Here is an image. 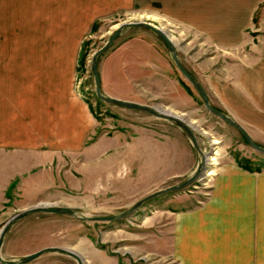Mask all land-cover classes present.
Listing matches in <instances>:
<instances>
[{"label":"crops","instance_id":"0c3cea01","mask_svg":"<svg viewBox=\"0 0 264 264\" xmlns=\"http://www.w3.org/2000/svg\"><path fill=\"white\" fill-rule=\"evenodd\" d=\"M136 3L186 32L184 68L212 105L264 144V14L256 16L264 0H0V213L17 199L27 205L64 197L67 180L82 188L97 180L91 168L109 161L105 179H118L123 169L131 182L142 158L135 145H163L148 132L152 120L132 112L141 110L118 107L127 110L112 112L110 126L100 123L74 87L81 45L96 19ZM18 32L29 45L3 46ZM129 48H139L141 68L154 73L147 82L156 81L163 57L152 60L156 47L132 36L98 56L100 89L140 102L125 82V65L134 64ZM174 219L170 237L182 264H264V168L226 159L208 198Z\"/></svg>","mask_w":264,"mask_h":264},{"label":"rangeland","instance_id":"374dc122","mask_svg":"<svg viewBox=\"0 0 264 264\" xmlns=\"http://www.w3.org/2000/svg\"><path fill=\"white\" fill-rule=\"evenodd\" d=\"M260 7L256 16L264 14V3ZM144 20L162 28L168 34L174 42L179 60L186 63V32L169 18L161 15L154 17L153 12L140 11L138 3L130 9L98 17L90 32L84 36L74 87L90 103L102 121L100 123L110 126L112 112L127 109H119L98 100L90 72L91 55L120 24ZM23 34L25 33L18 32L17 36L14 35V40L4 38L3 46L29 45L25 37H21ZM140 35L156 47L151 52L152 60L159 58L160 54L163 57L159 61L162 62V70L155 75L156 81L153 78L154 81L147 82L154 73L141 68L139 48L134 49L135 53L133 49L126 50V54H132L131 60L134 63L130 68L127 65L124 68L125 74L130 70L128 74L131 75L130 81L125 76V82L132 84L129 95L131 99L140 101L139 103L182 116L192 126L205 157L201 175L185 188L161 194L115 221H86L71 215L44 212L29 214L15 222L6 233L1 246L4 259H17L44 246H60L74 250L82 258L83 264H182L175 255V246L170 237L172 226L176 222V213L200 205L208 198L213 177L226 159H234L238 165L239 160L242 163L244 160H252L250 166L264 160L263 154L245 143L239 131L204 108L197 91L180 74L166 45L153 31L125 27L114 42ZM84 53L86 56L82 62L81 54ZM132 112L137 114L136 118H140L139 115L150 118V129L153 130H149V134L164 143L154 146L149 142L151 140H147L135 145V151L140 150L142 158L141 164L132 168L131 182L124 179L123 169L119 173L121 178L117 175L118 179H105L108 176L107 171L110 174L112 171L109 161L103 166L91 168L97 170V174H93L97 180L85 182L82 188L76 182L67 180L64 197L40 198L27 205L21 199L10 202L0 213V229L14 213L35 205L76 207L79 214L86 216L118 214L140 198L190 176L200 161L201 154L194 149L184 131L170 120L151 116L143 111ZM259 145L264 147V144ZM111 157L112 155L109 159ZM25 264H77V261L65 254L47 252Z\"/></svg>","mask_w":264,"mask_h":264},{"label":"water","instance_id":"95a60500","mask_svg":"<svg viewBox=\"0 0 264 264\" xmlns=\"http://www.w3.org/2000/svg\"><path fill=\"white\" fill-rule=\"evenodd\" d=\"M125 27H141V28H147L151 31H153L157 36H159L164 44L166 45L167 49L169 50L176 68L180 72V74L190 83V85L197 91L198 95L201 98L202 104L204 108L209 111L211 114L215 115L225 123L229 124L230 126L234 127L237 131L240 132V134L243 136L245 143L249 145L251 148L256 150L257 152L264 155V147L259 145L257 142H255L252 137L249 135V133L246 131V129L236 122L234 119H232L230 116H228L223 111L219 110L218 108L214 107L210 104L208 95L204 89V87L201 85V83L190 73L188 72L180 60L178 59V56L176 54V48L174 45V42L170 39L168 34L160 27L156 26L155 24L149 22V21H130L126 23H122L113 30L110 35L108 36L107 40L97 49L93 52L90 58V72L93 77L94 82V92L98 99L117 106L121 108H131V109H137L144 112H147L155 117L163 118L166 120H170L175 125H177L179 128H181L184 133L188 136L192 146L194 149L201 154V159L197 163V166L195 170L188 176L187 178L183 179L177 184H173L167 187H164L162 189L156 190L139 200L135 201L131 206H129L127 209L123 210L122 212L118 214L113 215H100V216H86L79 214V210L76 207L66 206V205H48V206H30L22 211H18L14 213L10 218L6 220V222L2 225L0 229V263L1 264H25L27 262L32 261L33 259L37 258L38 256L47 253V252H58L61 254H65L68 256L73 257L77 264H83L82 258L74 251L60 247V246H44L42 248H39L33 252L24 254L17 259H4L1 255V246L4 240V237L6 233L9 231L10 227L17 222L18 220L22 219L23 217L37 212H44V213H54V214H66L74 216L75 218H78L80 220H86V221H115L119 220L126 215L130 214L134 210H136L138 207H140L145 202L154 199L155 197L168 193V192H176L179 191L186 186L190 185L192 182H194L202 173L204 169L205 164V157L202 153L201 149L199 148L195 133L192 129V126H190L189 123H187L184 119H182L180 116H177L175 114L162 112L158 108H154L152 106H149L144 103H139L135 101L130 100H124L119 98L110 97L107 95H104L101 92L100 89V79H99V73L97 69V58L98 56L103 53L104 51L108 50L112 44L114 43V40L116 37L122 32V30Z\"/></svg>","mask_w":264,"mask_h":264},{"label":"trees","instance_id":"16d2710c","mask_svg":"<svg viewBox=\"0 0 264 264\" xmlns=\"http://www.w3.org/2000/svg\"><path fill=\"white\" fill-rule=\"evenodd\" d=\"M86 54H81V59H82V62L84 61V58H85ZM187 89V87H186ZM99 100V99H98ZM239 164L240 166L248 169V170H260L261 169V166L263 165V168H264V160L262 161H259V164H255L254 166H250L253 161L252 160H244V163L241 162V160H239Z\"/></svg>","mask_w":264,"mask_h":264},{"label":"bare ground","instance_id":"6f19581e","mask_svg":"<svg viewBox=\"0 0 264 264\" xmlns=\"http://www.w3.org/2000/svg\"><path fill=\"white\" fill-rule=\"evenodd\" d=\"M159 110H161V109H159ZM162 112H167V113H171V112H169V111H166V110H161ZM171 114H174V113H171ZM182 119H184L182 116H180ZM185 120V119H184ZM187 122V121H186ZM215 142V141H214ZM203 153V152H202ZM204 154V153H203ZM209 174V173H208ZM197 180V179H196ZM72 251H74V250H72Z\"/></svg>","mask_w":264,"mask_h":264}]
</instances>
